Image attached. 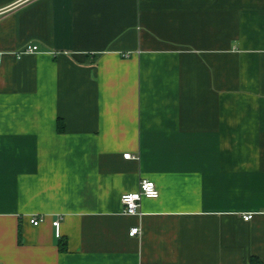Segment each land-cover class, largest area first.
Listing matches in <instances>:
<instances>
[{
	"label": "crops",
	"instance_id": "0c3cea01",
	"mask_svg": "<svg viewBox=\"0 0 264 264\" xmlns=\"http://www.w3.org/2000/svg\"><path fill=\"white\" fill-rule=\"evenodd\" d=\"M142 179L158 197L124 214ZM252 257L264 0H0V264Z\"/></svg>",
	"mask_w": 264,
	"mask_h": 264
},
{
	"label": "built area",
	"instance_id": "2783aa9c",
	"mask_svg": "<svg viewBox=\"0 0 264 264\" xmlns=\"http://www.w3.org/2000/svg\"><path fill=\"white\" fill-rule=\"evenodd\" d=\"M37 51V46L33 44H27L25 45L22 50L18 52V54L21 53H33ZM124 158L130 157L129 153H125L123 155ZM159 192L158 189L156 188V185L153 181L148 180V179H142L139 182L138 189L134 192H128L124 193L120 197V202L123 208V213L124 214H129V215H139L141 214L139 211L140 208V203L143 198H156L158 197ZM252 214H244L243 215V220L248 221L251 219ZM32 222L34 224H38L40 222V219L38 218H33ZM53 227L55 228V234L56 236H59L60 231H59V225L60 221L59 220H54L52 222ZM141 229L140 227H132L129 230V235L130 236H136L140 235Z\"/></svg>",
	"mask_w": 264,
	"mask_h": 264
},
{
	"label": "trees",
	"instance_id": "16d2710c",
	"mask_svg": "<svg viewBox=\"0 0 264 264\" xmlns=\"http://www.w3.org/2000/svg\"><path fill=\"white\" fill-rule=\"evenodd\" d=\"M250 264H262V262L258 258L252 257L250 259Z\"/></svg>",
	"mask_w": 264,
	"mask_h": 264
}]
</instances>
